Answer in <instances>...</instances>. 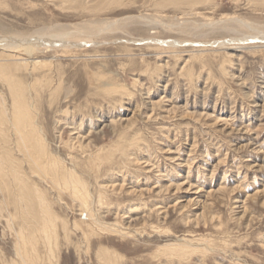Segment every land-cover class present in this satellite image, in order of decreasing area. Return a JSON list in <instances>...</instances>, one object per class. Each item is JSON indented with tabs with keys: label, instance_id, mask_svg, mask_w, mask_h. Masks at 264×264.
<instances>
[{
	"label": "rangeland",
	"instance_id": "374dc122",
	"mask_svg": "<svg viewBox=\"0 0 264 264\" xmlns=\"http://www.w3.org/2000/svg\"><path fill=\"white\" fill-rule=\"evenodd\" d=\"M0 117V264H264V0H0Z\"/></svg>",
	"mask_w": 264,
	"mask_h": 264
},
{
	"label": "bare ground",
	"instance_id": "6f19581e",
	"mask_svg": "<svg viewBox=\"0 0 264 264\" xmlns=\"http://www.w3.org/2000/svg\"><path fill=\"white\" fill-rule=\"evenodd\" d=\"M18 92V91H17ZM18 94V93H17ZM20 94H18V96H19ZM15 98V97H14ZM19 98H20V96H19ZM19 98H17V96H16V99H18V100H16V107H15V113L13 112V114H14V118H13V120H14V123H13V126H14V128H15V130H16V134L19 136V150H21L22 152H23V154H25V158L27 157L28 158V160H29V162H31L32 164H34V166L35 167H39V166H44V165H49V158H48V155H47V151H45L44 150V146L45 145H43V144H41V143H39V140H38V133H37V128L34 126L35 124H34V122H33V116L32 115H30V113L31 112H28L27 110H26V102H24V104H25V107H24V104H21L20 102H21V98L19 99ZM20 100V101H19ZM23 100H25L24 98H23ZM18 101V102H17ZM13 106H15V104L13 105ZM23 108H25V109H23ZM30 108V107H29ZM28 108V109H29ZM3 119H4V117L3 116H1ZM0 117V119L2 120V118ZM33 117V118H32ZM3 122V121H2ZM40 135V134H39ZM17 136V137H18ZM40 138V137H39ZM44 141V140H43ZM43 143V142H42ZM46 147V146H45ZM48 148V147H47ZM20 151V152H21ZM48 152H49V150H48ZM53 156V155H52ZM26 158V159H27ZM54 158V157H53ZM57 161V160H56ZM51 162H52V160H51ZM11 163V162H10ZM53 163H54V160H53ZM60 163V162H59ZM12 164V163H11ZM56 163H54V165L53 166H55V167H57L56 165H55ZM57 164H58V162H57ZM14 165V164H13ZM41 166V167H42ZM50 166H52V165H50ZM62 166V165H61ZM58 167H59V164H58ZM65 167V166H64ZM40 168V167H39ZM47 167H45V169H46ZM62 168V167H61ZM48 169V168H47ZM55 169V171H56V168H54ZM54 169L52 170L53 172H54ZM64 169V168H63ZM34 170V169H33ZM67 170L69 171V169L67 168ZM49 172H50V170H49ZM53 172H52V174H53ZM65 172H66V170H65ZM71 172V175H72V172L73 171H70ZM18 173V172H17ZM16 173V174H17ZM48 173V172H47ZM57 173V172H56ZM19 174V173H18ZM66 174V173H65ZM64 174V175H65ZM68 174V173H67ZM75 175V174H74ZM77 175V174H76ZM57 176V175H56ZM73 176V175H72ZM15 177H17V176H15ZM75 177V178H74ZM74 177H70V176H65V182H68V180L69 179H71V182L74 180V185H72V186H74V188H77V186H78V182H79V178L78 179H76V176H74ZM79 177V176H78ZM19 178V177H18ZM23 178V177H22ZM56 178V177H55ZM24 179V178H23ZM73 179V180H72ZM56 180H57V178H56ZM62 180V179H61ZM24 181H26V180H24ZM21 182V181H20ZM58 183H59V181H57ZM64 182V181H63ZM23 184H24V182H22ZM80 183V182H79ZM27 184V183H26ZM70 184V183H69ZM65 185H67V183L65 184ZM21 187H22V185H20ZM24 186V185H23ZM68 186V185H67ZM70 187V186H69ZM20 188V187H19ZM23 188V187H22ZM84 189H86V188H84ZM26 190V189H25ZM28 190H30V188L28 189ZM32 190V189H31ZM76 190V189H75ZM75 190H73V191H75ZM22 191H24V190H22ZM34 191V190H33ZM28 192V191H27ZM32 192V191H31ZM76 192V191H75ZM85 192H88V191H85ZM35 193V192H34ZM84 193V192H83ZM23 194V193H22ZM74 194V193H73ZM79 194V193H78ZM36 194H34V196H35ZM87 195V194H86ZM28 196H29V194H28ZM83 196V195H82ZM82 196H81V199H82ZM85 196V195H84ZM78 197V196H77ZM76 197V198H77ZM80 197V196H79ZM79 197H78V199H79ZM89 197V196H88ZM42 199V198H41ZM45 199V198H44ZM32 200H33V198H32ZM40 200V199H39ZM39 200H37V203H38V201ZM27 202H28V200H27ZM45 201H43L42 203H44ZM41 203V202H40ZM87 203H88V201H87ZM38 204H36V206H37ZM86 205V204H85ZM39 206H40V204H39ZM47 206V205H46ZM46 206H45V208H46ZM38 207V206H37ZM85 207V206H84ZM31 208V207H30ZM82 208V207H81ZM43 209V208H42ZM33 210V209H32ZM37 210V209H36ZM46 210V209H45ZM24 211V210H23ZM43 211L44 210H41L40 212H42L43 213ZM50 211V209L48 210V212ZM25 212H26V210H25ZM28 212V211H27ZM31 212V211H30ZM39 212V213H40ZM33 214H34V212H32ZM44 213H46V212H44ZM43 213V214H44ZM22 214H24V213H22ZM28 214V213H27ZM27 214H25V215H27ZM51 214H52V212H51ZM84 215V219L88 222V221H90V218H92V215H91V212L89 211H87V212H84L83 213ZM31 215L32 214H30L29 216L31 217ZM42 215V214H41ZM46 215H47V213H46ZM46 215H45V217H46ZM28 216V215H27ZM35 216H37V214L35 215ZM44 216V215H43ZM43 216H42V218H43ZM26 217V216H25ZM38 217H39V215H38ZM44 217V218H45ZM49 217V216H48ZM50 217H51V215H50ZM29 218V217H28ZM52 218V217H51ZM31 218H29L28 220H30ZM49 219V218H48ZM54 219H55V217H54ZM94 219V218H93ZM40 220V219H39ZM43 221H44V219H42ZM47 220V219H46ZM56 220V219H55ZM95 220V219H94ZM23 221V220H22ZM42 221V222H43ZM92 221V220H91ZM96 221V220H95ZM27 223H29V221L27 222ZM26 223V224H27ZM34 223L35 222H33V224H29V225H34ZM37 223L39 224H41V222H39V221H37ZM47 223V222H46ZM49 223V222H48ZM59 223V222H58ZM91 223V222H90ZM93 223V222H92ZM50 224V223H49ZM48 224V225H49ZM98 224H99V222H98ZM28 225V226H29ZM44 225V224H43ZM103 225V224H102ZM101 224L100 225H98V227L100 228H104V230H109L110 232H115V233H117V231H115V230H113V229H111L110 227H106V226H102ZM40 226V225H39ZM47 226V225H46ZM50 226H51V224H50ZM49 226V227H50ZM53 226V225H52ZM52 226H51V228H52ZM56 226V225H55ZM96 226V225H95ZM30 227V226H29ZM34 227V226H33ZM36 227H37V225H36ZM38 228V227H37ZM57 228V227H56ZM25 229V228H24ZM30 229V228H29ZM39 229H40V227H39ZM53 230H55V229H53ZM30 231V230H29ZM34 231V230H33ZM31 232V231H30ZM36 232V231H35ZM55 232V231H54ZM20 233V232H19ZM24 233H26V232H24ZM23 233V234H24ZM57 233V232H56ZM57 235V234H56ZM55 235V236H56ZM36 234H30V235H28L27 236V238H26V240H24L23 238H22V242L24 241V249L21 251V250H19L18 252H19V256L22 258V261H23V264H37V262H39V261H41V262H43V260H42V258H41V256H39L38 255V251H37V249H36V244H37V238H36ZM40 237H42V236H40ZM44 238V237H43ZM55 238V237H54ZM57 238V237H56ZM46 239V238H45ZM51 240V239H50ZM53 241V240H52ZM21 242V241H20ZM19 242V243H20ZM21 244V243H20ZM191 245V244H190ZM190 245H188V246H185V244L184 245H180V244H175V245H172V246H174L175 248V253H177V254H180V255H182V254H184V255H186L188 252H195L196 250L195 249H193L192 248V246H190ZM18 246H19V244H18ZM27 246H31L32 247V252H30V250L29 249H27V248H29V247H27ZM38 246H39V243H38ZM48 246V245H47ZM54 246V245H53ZM22 247V246H21ZM49 252L51 253V252H53V250H51V246H50V243H49ZM169 248V247H168ZM19 249H20V246H19ZM45 249V248H44ZM56 249V248H55ZM54 249V250H55ZM17 252V253H18ZM34 254V255H33ZM52 254V253H51ZM32 255V256H31ZM103 256H104V259H106V261L109 263V264H117V262H116V258H117V256H113V255H111L110 253H108L107 252V250H106V252H104V254H103ZM183 256V255H182ZM50 257V256H49ZM100 257V256H99ZM101 257H102V255H101ZM27 259H30V261L28 260L27 261ZM120 259V258H119ZM50 261V260H49ZM107 264V263H106Z\"/></svg>",
	"mask_w": 264,
	"mask_h": 264
}]
</instances>
